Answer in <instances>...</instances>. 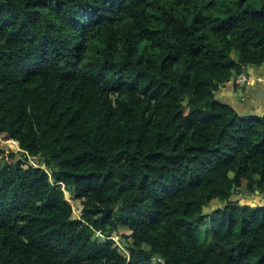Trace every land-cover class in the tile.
Wrapping results in <instances>:
<instances>
[{
	"label": "trees",
	"instance_id": "obj_1",
	"mask_svg": "<svg viewBox=\"0 0 264 264\" xmlns=\"http://www.w3.org/2000/svg\"><path fill=\"white\" fill-rule=\"evenodd\" d=\"M262 66L264 0H0V264H264Z\"/></svg>",
	"mask_w": 264,
	"mask_h": 264
},
{
	"label": "crops",
	"instance_id": "obj_2",
	"mask_svg": "<svg viewBox=\"0 0 264 264\" xmlns=\"http://www.w3.org/2000/svg\"><path fill=\"white\" fill-rule=\"evenodd\" d=\"M249 82L241 88L231 80L222 87L217 98L231 105L240 116H264V66L249 68L245 73Z\"/></svg>",
	"mask_w": 264,
	"mask_h": 264
},
{
	"label": "rangeland",
	"instance_id": "obj_3",
	"mask_svg": "<svg viewBox=\"0 0 264 264\" xmlns=\"http://www.w3.org/2000/svg\"><path fill=\"white\" fill-rule=\"evenodd\" d=\"M1 146L6 148V149H10L16 153L20 152L19 145L13 141L7 142V143L1 142ZM49 173L52 174V172H49ZM65 195H66V200L73 206L75 214L79 215L80 202L76 201L73 198V196L71 195V193H68L67 191H65ZM234 200L240 201L242 204L247 203V204L252 205V206L264 205V196H260L259 193H256V195H250V194L244 193V194L240 195L239 197H234ZM221 206H223V205L220 202H213L212 205L210 206L211 208L205 209V213L209 214L214 210H218ZM123 233H128V232L124 229H121L119 234H117L114 238L119 245H121V243L119 242L118 239L122 238L121 235Z\"/></svg>",
	"mask_w": 264,
	"mask_h": 264
},
{
	"label": "built area",
	"instance_id": "obj_4",
	"mask_svg": "<svg viewBox=\"0 0 264 264\" xmlns=\"http://www.w3.org/2000/svg\"><path fill=\"white\" fill-rule=\"evenodd\" d=\"M249 82L248 77L245 75H242L237 78L235 83L241 88L244 84H247Z\"/></svg>",
	"mask_w": 264,
	"mask_h": 264
},
{
	"label": "water",
	"instance_id": "obj_5",
	"mask_svg": "<svg viewBox=\"0 0 264 264\" xmlns=\"http://www.w3.org/2000/svg\"><path fill=\"white\" fill-rule=\"evenodd\" d=\"M20 149V148H19ZM218 209V208H217ZM119 240V242L121 243V245L124 247V248H132V249H134L135 247H134V245H130V244H128L124 239H122V238H119L118 239Z\"/></svg>",
	"mask_w": 264,
	"mask_h": 264
},
{
	"label": "bare ground",
	"instance_id": "obj_6",
	"mask_svg": "<svg viewBox=\"0 0 264 264\" xmlns=\"http://www.w3.org/2000/svg\"><path fill=\"white\" fill-rule=\"evenodd\" d=\"M16 144H18L17 142H15Z\"/></svg>",
	"mask_w": 264,
	"mask_h": 264
}]
</instances>
